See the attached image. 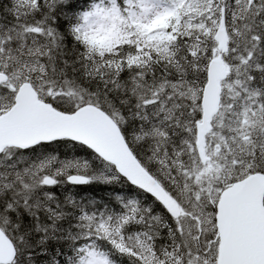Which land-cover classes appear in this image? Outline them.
<instances>
[{
	"label": "snow or ice",
	"instance_id": "6c2138e0",
	"mask_svg": "<svg viewBox=\"0 0 264 264\" xmlns=\"http://www.w3.org/2000/svg\"><path fill=\"white\" fill-rule=\"evenodd\" d=\"M0 264H264V0H0Z\"/></svg>",
	"mask_w": 264,
	"mask_h": 264
}]
</instances>
